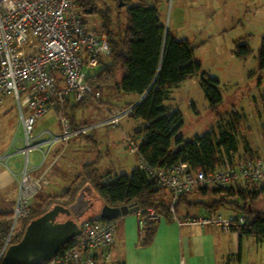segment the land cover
<instances>
[{
    "label": "trees",
    "instance_id": "16d2710c",
    "mask_svg": "<svg viewBox=\"0 0 264 264\" xmlns=\"http://www.w3.org/2000/svg\"><path fill=\"white\" fill-rule=\"evenodd\" d=\"M75 1L80 15L97 14L101 28L92 30L108 36L111 49V53L105 57L110 62L106 64L101 60L102 70L89 76L90 86L101 88L109 82H116V86L123 92L143 97L133 108L130 117L146 123L144 128L135 133V138L141 139V143L135 147L144 166L161 170L185 163L191 168L210 173L222 168L226 161L231 162L238 146L237 127L242 119L239 113L232 114L233 118L228 128L216 131L211 127L204 135L184 142L181 134L184 124L182 114L180 111L171 113L165 106L172 89L180 87L184 81L196 76L201 77L203 93L213 111L222 106L223 99L218 91L219 81L206 80L201 64L194 57L195 47L193 48L188 40L177 39L165 29L156 4L141 2L134 5L131 0H123L125 5L121 8L120 0H113L115 2L113 7L103 4L105 7L99 9L98 4L102 3V0ZM82 20L83 25L90 28L84 17ZM258 53L260 69L264 70V39ZM234 55L244 60L252 55V50L248 43L241 42L236 45ZM84 103L74 104L73 109ZM71 116L68 115L70 121L73 118ZM81 126L75 125L74 128ZM84 185H91L102 201L110 207L133 204L140 208L139 214L146 220L141 232L140 245L151 243L156 233L158 221L149 220V209H154L159 216H172L171 201L168 202L164 195L165 192L169 193L151 180L142 168L133 170L131 174L111 177L101 176L96 163H90L83 167L80 175L64 193L53 196L38 194L31 201L29 216L21 219L13 231V213L0 214V252L9 236L11 243H18L30 220L42 216L54 204L64 207L73 204ZM197 191L204 195L221 197L220 200H215L214 205H208L211 211L229 205L236 215L250 217L248 223L232 227V231L238 233L240 240L243 237H251L264 242V212L255 208V204L264 196V182L251 184L246 188L214 187ZM169 196L171 197V194ZM187 196L189 195L179 197L175 205L176 214L179 212L178 205ZM217 206L219 207L216 208ZM65 219L60 217L59 220ZM84 220L102 221L99 216H92L91 212L84 216ZM73 241L62 247L58 254L72 246Z\"/></svg>",
    "mask_w": 264,
    "mask_h": 264
},
{
    "label": "built area",
    "instance_id": "2783aa9c",
    "mask_svg": "<svg viewBox=\"0 0 264 264\" xmlns=\"http://www.w3.org/2000/svg\"><path fill=\"white\" fill-rule=\"evenodd\" d=\"M82 19L75 0H0V103L12 97L18 104L25 133L24 154L29 155L43 144L61 143L66 147L72 137L85 136L102 125L119 126L124 117L132 114L133 107L123 111L113 108L104 122L78 128L71 125L65 111L67 104L83 103L89 97L98 100L100 92L88 83V71L100 66L101 60L111 53L108 36L85 27ZM53 108L57 109L60 134L35 135L37 120ZM42 137L47 140L41 142ZM27 164L28 161L19 183L12 231L19 220L29 216L31 201L46 183L41 177L31 176ZM142 169L171 194L173 218L175 205L182 195L202 188L237 189L264 182V160L254 158L226 161L222 168L210 173L185 163L161 170L143 165ZM159 217L154 209L148 210L149 220L158 221ZM140 221L142 231L146 220L141 215ZM183 223L201 228L217 226L229 233L233 226L246 223V216L235 213L222 216L213 211L192 216ZM80 228L81 234L72 246L56 255L51 264H106L112 260L116 222L84 220ZM10 244L9 236L0 252V261Z\"/></svg>",
    "mask_w": 264,
    "mask_h": 264
},
{
    "label": "rangeland",
    "instance_id": "374dc122",
    "mask_svg": "<svg viewBox=\"0 0 264 264\" xmlns=\"http://www.w3.org/2000/svg\"><path fill=\"white\" fill-rule=\"evenodd\" d=\"M134 3L138 0H132ZM154 3L159 9L160 19L165 29L178 39H186L195 47L194 57L201 64L206 80L219 81L218 91L222 96V106L213 111L203 93L201 77L190 78L169 92L165 106L170 112L180 111L183 119L181 134L184 142L204 135L213 127L216 131L228 128L234 112L239 113L244 128L249 124L252 134L250 139H255L259 144H264V70L258 63V51L264 39V0H145ZM113 7V0H102L99 9L105 6ZM87 25L91 29L101 28L97 14H85ZM249 44L252 55L246 59H239L234 55L238 43ZM106 64L110 61L103 58ZM102 65L89 70V75H95L102 70ZM121 74L118 75L120 80ZM100 92V97L87 98L85 103L76 109V121L80 124H96L108 120L111 110H128L135 106L137 95L123 92L116 82H109L101 88L94 87V91ZM13 107L19 114L18 104L12 105L0 103V148L7 141L9 132L13 130L10 123L13 116L9 113L3 116L1 113L6 108ZM53 109L49 112L53 115ZM49 115V114H48ZM20 116V115H19ZM119 126L102 125L87 135L75 136L71 140L81 142L82 150L73 157L76 160L82 156V162L98 161L99 173L104 176L131 174L133 170L142 168L136 147L141 139L135 138V133L144 128L146 123L130 116L124 117ZM22 133H19V137ZM87 146V147H85ZM85 147V148H83ZM175 149V146H173ZM67 154L76 150L67 147ZM79 155V156H78ZM40 157V156H39ZM32 159V158H31ZM23 159V167L26 163ZM61 162V161H60ZM26 166V165H25ZM57 183L50 190L63 193L70 184L71 179L77 176L73 171H65L60 165L55 168ZM72 177V178H70ZM74 177V178H73ZM45 189V188H44ZM43 189V190H44ZM48 191L52 193L51 191ZM168 202L171 197L164 193ZM221 197L204 195L200 191L192 192L179 204L181 210L188 211L191 208H205L207 213L211 211L210 205ZM209 205V206H208ZM188 206V207H187ZM53 207V206H52ZM217 206L216 208H218ZM255 208L264 212V196L255 204ZM221 210V211H220ZM232 212V208L222 206L219 212L225 216L226 211ZM189 211H192L189 210ZM214 211V212H215ZM234 213V212H233ZM20 220L16 224L18 227Z\"/></svg>",
    "mask_w": 264,
    "mask_h": 264
},
{
    "label": "crops",
    "instance_id": "0c3cea01",
    "mask_svg": "<svg viewBox=\"0 0 264 264\" xmlns=\"http://www.w3.org/2000/svg\"><path fill=\"white\" fill-rule=\"evenodd\" d=\"M141 2L146 1L138 0L134 3L131 0V3L134 5ZM141 99L142 97L137 95L136 104ZM3 102L10 106L14 100L11 97L6 98ZM73 105L74 103H68L65 110L67 116L72 115L71 117H73L71 118L72 121H70L71 125L74 127L75 125L91 124H80L76 121L75 111L77 108L73 109ZM52 112L53 115L49 113V115L37 120L35 135L38 136L44 132L51 133L54 136L60 134L61 127L58 123L57 109L53 108ZM9 113H11L10 116H13L10 121L13 130L9 132L7 142L0 148V214L13 213L14 211L19 194L18 188L21 175L25 169V165L24 167L22 165L24 158V163L28 161L27 165L30 175L35 178L41 177L46 181L43 186L45 189L41 192L40 196L60 195L54 192V190L49 189L53 184L57 183L55 168L59 165L65 171H73L75 175L71 176L80 175L83 167L90 163H96V168L98 169V161L95 160L97 157L93 161H89V163L82 162L84 158L79 155L76 160H73V157L82 150L81 142L78 140L70 139L66 147L61 143H55L51 146L43 144L38 149L30 151L29 155L24 154L22 150L25 149V133L21 115L13 107L5 108L1 114L6 116ZM25 114H28L27 110ZM241 118L243 117L241 116ZM237 128L238 146L237 151L233 153L232 160L237 161L250 158L264 160V144L260 145L254 138H249L248 135L252 134V128L249 124L244 128L241 119ZM19 133H22L21 137H19ZM87 137L88 139H92V136L87 135ZM46 140L47 137H42L40 141L45 142ZM71 142L72 147L76 151L67 154V147L70 146ZM141 162L143 164L142 159ZM74 180L71 179L70 184ZM85 187H91L92 193L98 196L91 185H84L83 188ZM53 188L56 187L53 186ZM49 190L52 193L48 192ZM98 198L100 197L98 196ZM91 199L93 207L89 212H91L92 216H99L105 203L101 198L95 199L92 197ZM191 209L192 211H189ZM232 213L233 211L229 212L228 210L225 216ZM206 214L207 210L205 208L190 207L188 211L181 210L178 217L175 218L172 216H160L154 238L147 245H140L142 231L139 213H130L129 215L119 217L115 220L116 229L112 245V260L106 264H264V242H259L257 239L251 237H243L240 240L238 233L233 231L227 233L217 226L201 228L196 225L183 223L187 218H191L192 216H203ZM83 218L81 221H83Z\"/></svg>",
    "mask_w": 264,
    "mask_h": 264
},
{
    "label": "water",
    "instance_id": "95a60500",
    "mask_svg": "<svg viewBox=\"0 0 264 264\" xmlns=\"http://www.w3.org/2000/svg\"><path fill=\"white\" fill-rule=\"evenodd\" d=\"M124 5L123 0H120L119 7ZM92 192L91 187H85L78 193L73 204L66 207L54 204L42 216L30 220L21 240L9 245L0 264H45L52 261L62 247L80 236L81 219L93 207L91 198L100 199ZM101 210L100 220L115 221L130 213H138L140 208L133 204L121 207L105 204ZM60 217L66 219L60 221ZM249 220L250 217L246 216V223Z\"/></svg>",
    "mask_w": 264,
    "mask_h": 264
}]
</instances>
